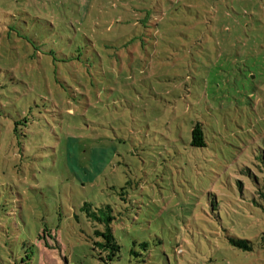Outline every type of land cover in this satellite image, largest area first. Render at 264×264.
<instances>
[{"label":"rangeland","instance_id":"374dc122","mask_svg":"<svg viewBox=\"0 0 264 264\" xmlns=\"http://www.w3.org/2000/svg\"><path fill=\"white\" fill-rule=\"evenodd\" d=\"M85 202L113 264H264V0H0V264H104Z\"/></svg>","mask_w":264,"mask_h":264},{"label":"trees","instance_id":"16d2710c","mask_svg":"<svg viewBox=\"0 0 264 264\" xmlns=\"http://www.w3.org/2000/svg\"><path fill=\"white\" fill-rule=\"evenodd\" d=\"M191 147L198 149L207 147L205 135L199 123L192 126ZM80 211L85 221L92 227L90 240L95 256L104 264H113L119 259L122 252V246L114 235V227L118 221L114 208L106 203L98 205L94 202H85ZM230 242L235 248L246 252L251 251L245 240L230 238ZM177 254L181 255L182 250L178 249Z\"/></svg>","mask_w":264,"mask_h":264}]
</instances>
